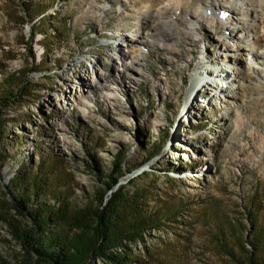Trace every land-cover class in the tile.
I'll return each mask as SVG.
<instances>
[{"label":"rangeland","instance_id":"1","mask_svg":"<svg viewBox=\"0 0 264 264\" xmlns=\"http://www.w3.org/2000/svg\"><path fill=\"white\" fill-rule=\"evenodd\" d=\"M31 1L0 0V97L17 93L0 108L11 157L0 169V264H35L11 234L10 224L26 221L7 209L19 160L35 168L42 156L62 160L73 181L69 199L83 208L96 202L119 152L123 170L142 165L119 183L133 180L130 200L151 213L182 209L115 253L132 251L146 264H251L255 238L264 264V5ZM215 1L249 12L239 22L197 14L191 29L184 12ZM44 7L35 17L28 11ZM224 69L228 100L212 78Z\"/></svg>","mask_w":264,"mask_h":264},{"label":"trees","instance_id":"2","mask_svg":"<svg viewBox=\"0 0 264 264\" xmlns=\"http://www.w3.org/2000/svg\"><path fill=\"white\" fill-rule=\"evenodd\" d=\"M47 8L38 11L28 8V11L35 17L44 14ZM34 36L33 29L29 46ZM45 47L44 68L47 67L46 56L50 53V47ZM5 94L0 97V108L3 105L10 106L17 99V93L12 90L7 91L8 96ZM2 126L0 124V169L11 160L4 151V145L9 140ZM166 138L167 135L162 138V144ZM158 152L159 149H155L152 156ZM113 160V170L107 175L105 188L95 197V203L83 208L77 207L69 199L73 181L65 171L62 160L50 155L42 156L37 168L19 160V169L14 172L7 186L9 198L6 204L9 212H14L26 221L24 225L17 221L16 224H10L11 234L25 253L35 258V264H94L97 260L104 264H146L142 258H131L132 251L129 253L122 249L120 254L113 249L125 248V241L141 240L143 232L150 227L164 228L165 220L182 207L177 206L163 214L156 209L151 213L140 208L138 201L128 198V188L134 183L133 180L126 185L119 183L126 174L142 165L123 170L122 166H126L123 152L115 154ZM130 204H136L137 207L133 208ZM145 206L147 208L148 205ZM255 242L254 238L248 243L258 254L260 251ZM255 254L251 253L248 261L251 264H263L260 255Z\"/></svg>","mask_w":264,"mask_h":264},{"label":"bare ground","instance_id":"3","mask_svg":"<svg viewBox=\"0 0 264 264\" xmlns=\"http://www.w3.org/2000/svg\"><path fill=\"white\" fill-rule=\"evenodd\" d=\"M173 1H178L179 2V0H173ZM249 3L252 6L254 5L255 7H260V8H262V6L264 5V2L261 1V0H252V1H249ZM199 5L200 4L197 5V3L194 4V5H192L191 6V10H190L191 13H189V11H185L184 12V15L185 16L183 17V19L186 20L189 23V25L191 26V29H195V26L197 25V22L196 21L191 22L190 21V18L191 17L196 18L197 17V14L206 16L208 18V20L209 19H212V17H218V16H222V15H230V14H233L234 21L239 22L241 20H244L246 18V13L249 12V11H246L242 7L241 8H237L236 7V8H234L232 10V12H229L227 10H224V8L227 7L225 4H222V3H219V2L217 3V1L213 2V4L202 3V6H203L204 9H202V7H200ZM166 7L167 8H171L172 6H166ZM257 9L259 10V8H257ZM260 12L262 13L263 11H261V9H260ZM263 26H264V22H263ZM244 28L247 29V27H244ZM245 29L243 30V32L245 31L244 33L246 35V30ZM240 33H241V31H240ZM231 47L234 48L235 45H232ZM260 47L261 48H264V44L261 45ZM247 51L249 52V54H251V55L254 56V54H255L254 51H252V50H247ZM227 57H229V58H237L236 55L235 56L234 55H228ZM256 58L258 59V58H260V56H257ZM224 62H226V61L224 60ZM226 63H228V62H226ZM228 72H229V70L224 69V70L221 71V73H223V74H220L218 72H214L215 74L212 76V78H214L215 80H217L216 82L221 83L220 85H218L216 87L218 89L221 88L220 91L224 95V97H225L226 100H228V97H231L229 95L230 87L228 88V87H226L223 84L224 83V79H225L224 74L225 73L227 74ZM233 73L235 74V80H237L239 82L243 80V77H241L240 74L237 71H233ZM194 83L196 84V86H202V88H204V85L202 83L201 78H195L194 79ZM195 88L193 89V91L190 92L189 98L192 97V95L194 94ZM213 88H214V86H213ZM231 90H232V88H231ZM206 93H209V92L206 91ZM208 108L210 109V107H208Z\"/></svg>","mask_w":264,"mask_h":264}]
</instances>
